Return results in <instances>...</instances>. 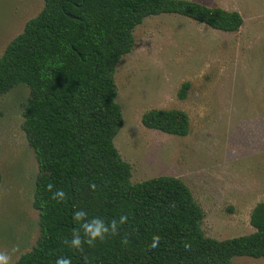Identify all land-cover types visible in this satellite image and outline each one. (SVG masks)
<instances>
[{
	"label": "trees",
	"instance_id": "16d2710c",
	"mask_svg": "<svg viewBox=\"0 0 264 264\" xmlns=\"http://www.w3.org/2000/svg\"><path fill=\"white\" fill-rule=\"evenodd\" d=\"M161 13L226 32L243 24L236 10L193 0H43L41 10L5 46L0 94L18 84L29 88L23 129L38 165L33 206L40 233L15 264H55L61 256L71 264H230L234 256L264 258V199L250 212L252 232L207 236L204 212L182 179L157 175L132 181L131 164L114 144L123 122L116 65L135 44L134 28ZM189 86L188 81L181 84L180 99ZM141 122L177 136L190 128L188 114L176 108L148 109ZM57 189L65 192L63 201L52 198ZM79 209L87 213L86 220L128 219L118 224L116 234L90 246L83 242L81 222L72 218ZM74 230L82 237L81 250L65 243ZM154 234L161 240L149 249Z\"/></svg>",
	"mask_w": 264,
	"mask_h": 264
},
{
	"label": "rangeland",
	"instance_id": "374dc122",
	"mask_svg": "<svg viewBox=\"0 0 264 264\" xmlns=\"http://www.w3.org/2000/svg\"><path fill=\"white\" fill-rule=\"evenodd\" d=\"M193 1L236 10L243 24L226 32L176 13L145 17L115 69L123 122L114 144L131 164L132 181L182 179L204 212V233L224 239L252 232L250 212L264 199V0ZM42 6L0 0V55ZM184 81L190 86L180 99ZM28 96L24 84L0 94V252L13 260L40 233L33 206L38 165L23 129ZM151 108L184 110L188 134L145 127L141 116ZM230 264L264 258L234 256Z\"/></svg>",
	"mask_w": 264,
	"mask_h": 264
},
{
	"label": "clouds",
	"instance_id": "9594fccd",
	"mask_svg": "<svg viewBox=\"0 0 264 264\" xmlns=\"http://www.w3.org/2000/svg\"><path fill=\"white\" fill-rule=\"evenodd\" d=\"M53 185L49 183L46 185V188L51 191ZM91 188H95V184L90 185ZM66 197L65 192L62 189H57L52 193V198L56 201H63ZM87 213L83 209H79L74 211L73 220L80 223V227L83 229L84 239L83 242L88 245H93L96 240H104L106 235L108 234H116L118 224H124L127 222V215H120L119 219H113L107 224L102 218L92 217L90 220H86ZM161 237L157 234L152 236L151 242L148 244L149 249H156L159 246V242ZM123 243H127V240H123ZM66 244H70V246L76 250H81L82 245V237L80 235L79 230H74L72 233V238L70 241L65 240ZM185 248L189 247L188 244L184 245ZM15 251V248L12 249ZM0 264H15L10 253L0 252ZM55 264H71V260L68 257H58L55 261Z\"/></svg>",
	"mask_w": 264,
	"mask_h": 264
},
{
	"label": "water",
	"instance_id": "95a60500",
	"mask_svg": "<svg viewBox=\"0 0 264 264\" xmlns=\"http://www.w3.org/2000/svg\"><path fill=\"white\" fill-rule=\"evenodd\" d=\"M70 17H73V15H71V14H68Z\"/></svg>",
	"mask_w": 264,
	"mask_h": 264
}]
</instances>
